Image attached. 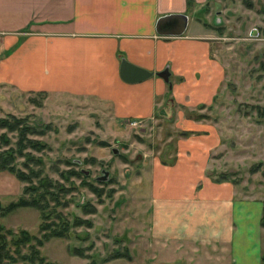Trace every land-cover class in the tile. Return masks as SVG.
<instances>
[{
  "label": "rangeland",
  "instance_id": "obj_1",
  "mask_svg": "<svg viewBox=\"0 0 264 264\" xmlns=\"http://www.w3.org/2000/svg\"><path fill=\"white\" fill-rule=\"evenodd\" d=\"M189 15L187 32L171 37L172 83L151 118L115 120L92 100L0 86V120L22 118L27 128L0 125V152L21 144L14 164L31 176L0 170V227L10 243L27 231L26 253L42 239L47 264H155L160 249L135 246L160 244L152 199L162 182L200 188L227 175L239 195L264 199V0L193 2ZM27 187L49 190L66 236L47 239L46 224L59 220L36 208L3 213Z\"/></svg>",
  "mask_w": 264,
  "mask_h": 264
},
{
  "label": "crops",
  "instance_id": "obj_2",
  "mask_svg": "<svg viewBox=\"0 0 264 264\" xmlns=\"http://www.w3.org/2000/svg\"><path fill=\"white\" fill-rule=\"evenodd\" d=\"M206 1L0 0V86L92 100L115 120L151 118L170 86L157 75L126 82L122 59L165 69L173 41L158 34V19L183 13L190 26L193 2ZM188 183L162 182L152 199L160 244L151 239L136 250L160 249L155 264H263L264 199L239 195L228 181Z\"/></svg>",
  "mask_w": 264,
  "mask_h": 264
},
{
  "label": "trees",
  "instance_id": "obj_3",
  "mask_svg": "<svg viewBox=\"0 0 264 264\" xmlns=\"http://www.w3.org/2000/svg\"><path fill=\"white\" fill-rule=\"evenodd\" d=\"M23 122H25V119L22 118H15V122L12 123L8 119H1L0 125L4 128H8L10 130H18L20 129V133L22 135L25 134L27 131V128H24ZM23 138L20 139V143H23ZM32 143L37 144V142L32 141ZM18 152L15 151H4L0 152V170H9L12 173H16L17 176L22 180H30L31 176L28 175L25 171L17 169V166L14 164L15 160L18 156V153L23 155V151L21 148V144L19 148H17ZM229 177L227 175H221L217 180H214L215 182H223L225 180H228ZM42 187H45L44 185ZM40 187V188H42ZM40 188L33 187L32 190H29L31 188L27 187L24 190V194L18 198L17 201L11 202L8 206H6L3 210V213H10L17 208L21 207H32L38 209L41 214L42 218H47L49 215L55 216V219L59 220V223L55 226V228H52L51 226L46 224V229L49 230V235L46 234V238L48 237H64L68 234L69 231V223L67 221V217L58 210V207H49L48 205V193L49 190H44L42 192H39ZM28 193V195H27ZM47 209H51L48 211ZM262 226L264 227V210H263V216H262ZM0 227V264H17L19 260L22 261L21 264H47L46 257L42 255L41 250L39 246L43 245V240H37L36 244L30 245V252H23L22 247L28 245L32 239V236L27 231H21L22 237H15L17 240L13 239L10 243L6 235L1 232ZM45 238V239H46ZM262 262L264 264V254L262 258Z\"/></svg>",
  "mask_w": 264,
  "mask_h": 264
},
{
  "label": "water",
  "instance_id": "obj_4",
  "mask_svg": "<svg viewBox=\"0 0 264 264\" xmlns=\"http://www.w3.org/2000/svg\"><path fill=\"white\" fill-rule=\"evenodd\" d=\"M189 26V16L183 13H174L161 16L156 24V29L158 34L167 37H181L183 36ZM171 70L170 66H166L165 69L153 72L146 68L135 65L125 58L122 59L121 63V76L123 80L130 83H137L144 81L154 75L161 77L165 82L171 85ZM116 152V151H115ZM88 173V172H86ZM106 175H109V172H105ZM102 177L100 179H104Z\"/></svg>",
  "mask_w": 264,
  "mask_h": 264
}]
</instances>
